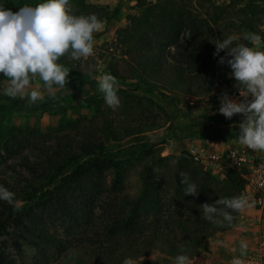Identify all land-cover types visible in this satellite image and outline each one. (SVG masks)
I'll use <instances>...</instances> for the list:
<instances>
[{"label": "trees", "instance_id": "trees-1", "mask_svg": "<svg viewBox=\"0 0 264 264\" xmlns=\"http://www.w3.org/2000/svg\"><path fill=\"white\" fill-rule=\"evenodd\" d=\"M134 1L140 11L127 16L126 25L115 30L114 45L121 48L122 56L135 73L136 89L157 92L169 102L175 98L165 96L163 91L204 96L218 81L237 91L236 81L226 79L231 68L227 64H218L225 52L214 57V45L217 40L230 36L228 29L234 26L264 39V0H226L215 12L204 5L205 0ZM71 12L76 16L95 14L101 21L109 18L103 7L83 5L81 1L75 3ZM237 42L250 44L240 38ZM112 63H108V70L116 78ZM93 102L96 115L100 117L94 130H106V138L114 145L121 142L124 135L143 134L160 127L146 116L137 128H125L121 134L114 132L100 110L101 101L93 98ZM96 117L89 123L97 121ZM79 122H71L68 128H72V133L53 139L52 145L32 155L31 161L26 158L19 161L33 179L55 182L45 200L16 215L8 212L4 217L0 214V234L8 223L14 225L20 232L19 237L34 250L31 264H49L73 243L74 247H89L85 250L90 260L88 264H123L126 258L136 260L150 251L173 261L180 254L191 259L198 254L200 242L210 231L227 229L234 224L236 212L232 213L235 219L231 225L226 221L215 224L203 218L201 208L205 203L214 204L220 198L239 195L243 181L233 171L227 170L224 178L218 180L184 155L171 157L167 175L173 181V189L166 188L163 183L165 172L156 176L161 180L160 186L149 177L147 170L142 174L145 176L141 194L130 198L116 187L120 178L118 172L127 156H147L151 152L150 146L138 142L133 151L128 152L129 148L122 150L119 146L109 145L106 139L94 141L91 135L84 136L90 125ZM183 126L186 135L180 138H203L197 136L205 130L204 126L196 122ZM16 136L9 137L2 146L7 156L18 154L14 148L20 149L21 143ZM107 171L119 176L116 184L115 179L106 184ZM181 173H186L196 184V196H185ZM38 191V188L25 191L22 199L31 201ZM97 209L100 210L98 213ZM55 223L65 235L77 234V239L59 238L54 231ZM0 245V264H11L3 251V241Z\"/></svg>", "mask_w": 264, "mask_h": 264}, {"label": "rangeland", "instance_id": "rangeland-1", "mask_svg": "<svg viewBox=\"0 0 264 264\" xmlns=\"http://www.w3.org/2000/svg\"><path fill=\"white\" fill-rule=\"evenodd\" d=\"M77 1H81L83 5L103 7L108 12L109 18L103 21L102 28L93 34L94 46L91 56L73 60L70 54H66L58 60V63L70 70L64 88L54 85L53 91L50 92L44 86L43 81H32L27 91L37 90L42 93L43 99L29 105L28 97L21 98L17 96L11 98L3 94L7 83L3 74H0V186L14 193L12 204L0 200V214H3L4 217H7L8 212L16 215V213L29 207L34 208L45 200L47 192L55 182L46 183L45 180L33 179L19 164V161L24 158L31 161L32 155H36L40 149L50 147L53 139L55 140L66 133H72V128H68V125L76 120L85 122L84 125H90L85 129L86 134L84 136L91 135L94 137V141H105L106 139L109 145L119 146L122 150L129 148L128 152L133 151L138 142H144L150 146L151 152L147 156L140 157L135 154L127 156L123 162V167L118 172L120 178L116 187L119 186L120 192L130 198L141 194L142 182L145 176L142 174L147 170L149 171V177L154 178L155 183H159L160 186H162L160 184L161 180L156 179V176L165 172L166 179L163 183L166 188L173 189V181L167 175L169 172L167 167L170 165L171 157L185 156L182 149L187 140L197 139L201 143L205 140L208 142L221 141L223 143L224 140L229 138H238L240 132L238 125L243 117L237 114L231 119H227L219 113L220 101L218 97L226 90L233 91L224 82H216L210 93L198 97L163 91L162 93L165 96L175 98L173 102L166 101L157 92H145L140 87L137 89L134 87V85H138L135 73L130 70L126 57L122 56L121 48L114 45L115 30L126 25L127 16L136 15L140 11L134 3L129 4L130 0H69L71 9ZM43 2L45 0H0V5H3L6 9H11L13 12H18L19 8L24 5L35 7L38 3ZM225 3L226 0L204 1V5L212 12L217 11ZM228 33L244 39V33L246 32L234 26L228 29ZM249 47L255 46L250 43ZM258 47L259 50L264 51V39H261ZM111 61L117 75V96L120 101L119 106L115 109L105 103L104 96L98 89L96 79L98 76L110 74L108 63ZM69 78L72 80H69ZM226 79H229V76ZM233 84H235V81ZM214 93H220V95L214 97ZM93 98L101 101L100 110L108 119L112 131L115 130L121 134L125 128L135 129L139 123H144L146 116H148V119L152 118L151 121H156L160 127L143 134L124 135L121 142L114 145L113 141L106 138V130H94L98 126L96 123L100 120V117L96 115L97 108L94 105ZM204 98H207V100ZM94 117L97 121L92 124L89 123ZM194 122L205 127V130L197 136L203 138H180L185 134L183 125ZM89 129L92 131H88ZM13 135H17V140L20 141L21 146H19L20 149L14 148L18 153L17 156H7L3 152L2 146L5 140ZM19 157L20 159H18ZM116 177L119 176H115L113 171H107L106 184L109 185L112 179H115L116 184ZM33 188H38V193L33 195L31 201H24L22 199L25 196L24 192H29ZM33 211L39 212L38 209ZM99 211V209L96 210L97 213ZM54 227V231L59 238L77 239V234L76 236L75 234L71 235V233L65 235L58 224L55 223ZM19 233L14 225L8 223L5 231L0 234V241L4 243L3 251L8 259H11V264H31L34 250L19 237ZM74 244L51 260L49 264L90 263L85 251L89 247H74ZM146 259H150L153 264H170L168 262L171 261L164 255L159 256L156 251H150L146 256L139 257L134 262L135 264H150L145 261Z\"/></svg>", "mask_w": 264, "mask_h": 264}, {"label": "clouds", "instance_id": "clouds-1", "mask_svg": "<svg viewBox=\"0 0 264 264\" xmlns=\"http://www.w3.org/2000/svg\"><path fill=\"white\" fill-rule=\"evenodd\" d=\"M102 26L103 21L95 14L73 15L69 0H45L35 7L24 5L18 12L0 5V74H3L7 83L3 94L11 98L28 97L31 105L43 99L41 92L27 91L32 81H43L50 92L54 85L64 88L70 70L58 60L66 54H70L73 60L91 56L93 34ZM243 38L255 47L237 42L239 38L234 35L217 40L214 45V57L225 52L218 64H227L231 68L229 78L236 81L234 87L239 93V99L230 97L227 92L222 93L218 97L219 113L227 119L241 115L239 143L252 151L264 152V51L258 47L261 36L246 32ZM96 79L105 103L113 109L118 107L120 101L116 78L104 74ZM181 177L185 196H196V184L189 180L186 173H181ZM0 200L12 204L14 193L0 186ZM251 207L253 204L243 193L201 206L205 220L215 224L226 221L228 225L235 219L233 212L241 213ZM216 244L220 245L222 241H216ZM247 248V243L241 241V256L246 255ZM123 264L135 262L132 258H126ZM175 264H193V261L187 255L180 254L175 257ZM230 264L244 262L234 258Z\"/></svg>", "mask_w": 264, "mask_h": 264}, {"label": "built area", "instance_id": "built-area-1", "mask_svg": "<svg viewBox=\"0 0 264 264\" xmlns=\"http://www.w3.org/2000/svg\"><path fill=\"white\" fill-rule=\"evenodd\" d=\"M230 97L239 99L237 91H228ZM220 93L213 94L218 97ZM207 100V98H204ZM251 97H249V100ZM223 146H216L214 142L203 143L197 139L189 140L185 149V157L208 175L221 180L227 170L233 171L242 181L240 193L249 198L253 204L255 218L259 225L264 223V152L252 151L239 143L238 138H229L222 143ZM237 217L243 218V214L237 213ZM242 259L244 264H264V233L259 231L254 234V240L247 248L246 255L233 256Z\"/></svg>", "mask_w": 264, "mask_h": 264}, {"label": "crops", "instance_id": "crops-1", "mask_svg": "<svg viewBox=\"0 0 264 264\" xmlns=\"http://www.w3.org/2000/svg\"><path fill=\"white\" fill-rule=\"evenodd\" d=\"M132 3L135 4V1L130 0L129 4ZM214 143L216 146H223L217 142ZM188 144L189 140L184 143L183 153ZM242 214L243 218L236 217L234 224L229 228L225 230L220 229V231L213 230L208 233L206 238L199 244L198 254L191 258L193 264H230L231 257L241 254V241L247 243L249 247L254 240L255 233L259 231H263L264 233V223L258 224L252 209H246ZM216 241H222V244L217 245ZM159 256L163 255L159 254ZM145 261L153 264L150 259H146ZM168 263L172 264L175 261L171 260Z\"/></svg>", "mask_w": 264, "mask_h": 264}]
</instances>
